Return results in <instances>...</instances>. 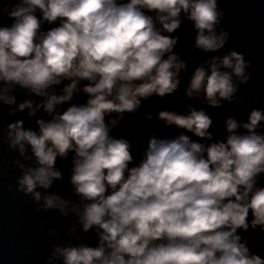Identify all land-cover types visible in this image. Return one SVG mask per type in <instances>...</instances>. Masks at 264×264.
Instances as JSON below:
<instances>
[{
    "label": "clouds",
    "instance_id": "clouds-1",
    "mask_svg": "<svg viewBox=\"0 0 264 264\" xmlns=\"http://www.w3.org/2000/svg\"><path fill=\"white\" fill-rule=\"evenodd\" d=\"M0 5V18L9 21L0 23V103L16 105L9 115L28 110L32 117L42 109L50 117L36 119L38 130L23 120L6 125L0 139L26 162L13 161L22 172L16 190L43 201L37 211L74 214L84 233L97 236L95 246H53L47 264L58 257L62 264H264L247 235L264 234V108H252L246 121L228 116L224 140L209 131L214 122L204 108L145 113L142 119L162 121L175 134H149L138 161L133 142L113 134L143 102L179 90L188 71L173 35L182 15L192 22L196 50L225 47L231 33L222 26L219 0ZM250 67L236 50L211 55L192 71L185 98L211 108L242 103L238 93L252 78ZM17 90L40 99L17 104ZM78 95L83 103L74 102ZM70 154L79 203L37 191L63 179L57 159Z\"/></svg>",
    "mask_w": 264,
    "mask_h": 264
},
{
    "label": "water",
    "instance_id": "water-1",
    "mask_svg": "<svg viewBox=\"0 0 264 264\" xmlns=\"http://www.w3.org/2000/svg\"><path fill=\"white\" fill-rule=\"evenodd\" d=\"M181 19L183 21L181 28L173 34L180 38L175 51L187 60L188 71L181 73L183 79L179 90L163 99L154 97L151 101L143 102L136 117H129L122 122L121 127L114 129L113 134L125 136L133 142V155L137 161L140 152L146 147L149 134L156 132L161 137L175 134V130L165 128L162 121H157L154 125L152 121L142 119L144 114L151 112L155 115L161 110H175L184 113L186 104L184 93L196 66L199 51L193 47L195 30L192 22L183 15ZM0 23L6 24L9 21L6 18H0ZM15 94L17 104L25 99L37 101L40 99L31 96L26 90H17ZM84 101L85 97L78 95L74 102L83 103ZM14 107L16 105L5 106L0 103V138H6L8 123L23 120L25 128L38 130L36 119H50L42 109L32 117L28 116V110L9 115V109ZM17 159L21 163H26L17 150L8 148L6 139H0V264H47L54 251L53 246L67 247L80 244L95 246L97 236L93 231L84 233L77 222L76 215L70 214L64 217L56 210L37 211V208L42 207L43 201L37 205L31 196H25L16 190L17 179L22 174L21 169L13 163ZM28 165L34 166V158L33 161L28 162ZM56 166L62 171L63 179L55 181L49 190L38 188L37 191L42 194L56 193L65 199H70L73 203H79V198L74 195L69 182L72 166L71 154L68 160L58 158ZM73 227L75 231H71ZM52 264H62V258L58 257L52 261Z\"/></svg>",
    "mask_w": 264,
    "mask_h": 264
}]
</instances>
